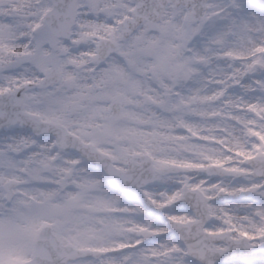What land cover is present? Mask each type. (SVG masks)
<instances>
[{
	"label": "snow or ice",
	"instance_id": "obj_1",
	"mask_svg": "<svg viewBox=\"0 0 264 264\" xmlns=\"http://www.w3.org/2000/svg\"><path fill=\"white\" fill-rule=\"evenodd\" d=\"M0 264H264V0H0Z\"/></svg>",
	"mask_w": 264,
	"mask_h": 264
}]
</instances>
